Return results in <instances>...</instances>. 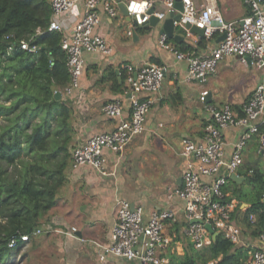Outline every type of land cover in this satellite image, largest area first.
Segmentation results:
<instances>
[{
  "label": "crops",
  "instance_id": "1",
  "mask_svg": "<svg viewBox=\"0 0 264 264\" xmlns=\"http://www.w3.org/2000/svg\"><path fill=\"white\" fill-rule=\"evenodd\" d=\"M217 4L227 21H237L248 13L242 0H217ZM76 7L74 16L78 19L83 12V1L80 0ZM116 7L118 9V4ZM163 9L162 2L154 4V10ZM97 12L100 23L95 32L109 42L112 53L105 57L98 53L83 54L84 71L79 79V88L70 97L75 130L70 158L71 150L89 136L114 129L116 120L104 115L101 110L104 104L118 99L122 105V117L129 116L130 100L125 92L127 87L122 65L152 62L165 66L166 74L160 93L145 115L144 130L129 142L124 154L119 157L107 148L102 151L110 175L102 176L88 166L71 170L70 159L65 171V183L56 195L55 206L40 219L38 228L41 233L29 237L28 242L13 251L8 264H17L14 259L18 256L21 258L19 264H137V261L114 255H107L100 261L93 246L89 242L82 244L77 238L108 243L114 208L119 199L142 206L144 219L161 210L173 212V218L164 221L163 233L170 241L160 255L167 259L168 264L179 263L191 247L195 249L183 233L186 226L183 201L175 195L166 198L170 191L182 185L181 140L184 137L196 141L201 138L210 116L207 110L209 106L222 108L228 105L241 116L242 104L254 87L259 83L264 84V69L243 65L236 56L223 58L205 84L186 83V62L177 60L172 51L158 44L163 20L155 26L135 27L136 35L128 37L125 31L130 20L119 9L116 17L108 16L101 6H98ZM68 17L70 14L63 17V22L71 20ZM185 33L184 28L177 26L174 34L178 39L166 35V42L175 49L183 43L191 48L192 53L200 54L218 41L216 38L206 40L205 46L195 51L202 36L193 33L191 38H187ZM119 84H122L121 90L117 87ZM202 89L209 92L205 103L199 100ZM260 126L264 127V123ZM241 134L242 128L237 126L222 131L227 157ZM241 155L242 165L236 173L240 180L229 179L223 192L226 201L236 206L232 222L240 229L242 243L230 247L229 253L237 252L240 260L245 258V261L249 253L260 246L258 237L261 231H257L256 225H246L243 221L254 193L253 186L246 182L247 169L257 166L264 172V151H259L257 136L247 140ZM242 188L251 192L243 193ZM236 196L244 200L239 202ZM70 227L77 229L76 236L63 233L69 231ZM213 234L210 232V239ZM220 259L218 257L211 262L219 264Z\"/></svg>",
  "mask_w": 264,
  "mask_h": 264
},
{
  "label": "built area",
  "instance_id": "2",
  "mask_svg": "<svg viewBox=\"0 0 264 264\" xmlns=\"http://www.w3.org/2000/svg\"><path fill=\"white\" fill-rule=\"evenodd\" d=\"M79 1L50 0L52 13L47 28L48 31L61 33L60 47L66 54V69L69 74V81L61 96L69 98L79 88V79L84 71L83 54L98 53L105 57L112 53L109 42L95 32L100 23L98 6L110 17L119 14L117 0H82L83 12L77 19L74 12ZM157 2H162L165 9L154 10ZM180 2V19L173 24L184 28L187 38H191L193 33L185 28L186 24L201 29L202 37L206 40L218 39L223 35L215 46L208 47L200 54L179 51L166 42L165 34L159 35L158 44L163 49L172 51L177 60L186 62V83L205 84L216 71L219 62L230 56H236L243 65L264 69V0H242L248 13L237 21L224 19L217 0ZM124 3L130 20L125 34L130 37L135 27L147 23L152 16L158 21L164 20L173 11L174 0H126ZM151 8L153 12H149ZM68 14L71 20L63 22V17ZM20 47L27 49L28 45L21 42ZM122 69L125 71V92L129 94L130 100L129 116L122 117V105L118 99L104 104L101 110L108 119L116 120L115 127L109 132L91 135L76 145L71 150V170L88 166L102 176L110 175L102 151L107 148L121 157L129 142L144 130L145 115L160 93L166 67L145 62L139 65L124 64ZM208 94L206 89L200 90V102L205 103ZM241 109L242 115L239 116L228 105L222 108L209 106L207 110L210 116L203 127L201 138L196 141L184 137L181 140L182 185L170 191L166 198L175 195L183 201L186 221L183 233L197 250L211 242L208 226L212 233L220 234L231 244H242L240 229L232 222L236 206L233 202L226 201L223 187L242 165L241 151L251 136L258 137L259 151H264V130H259V126L264 123L263 83L254 87ZM230 126L242 128V134L227 157L222 131ZM262 197L264 198V193ZM170 218H173V212L161 210L144 219L142 206L119 199L115 204L108 243L77 238L82 244L89 242L100 261L107 255H114L128 261H137V264H168L160 251L170 241L163 233L164 221ZM253 218L252 215L249 216L251 223L254 222ZM40 233L41 230L37 229L32 236ZM63 233L74 237L77 229L70 227L69 231ZM258 238L260 246L255 247L241 264H264V230ZM20 240L28 242L29 236L21 235ZM16 242L11 239L9 247H14ZM209 264L213 262L210 261Z\"/></svg>",
  "mask_w": 264,
  "mask_h": 264
},
{
  "label": "trees",
  "instance_id": "3",
  "mask_svg": "<svg viewBox=\"0 0 264 264\" xmlns=\"http://www.w3.org/2000/svg\"><path fill=\"white\" fill-rule=\"evenodd\" d=\"M51 13L50 0H0V264H8L13 251L24 244L20 236L31 238L40 219L55 206L71 159L74 110L69 97L55 98L67 85L69 74L61 33L47 30ZM21 42L28 48L22 49ZM205 42L200 37L195 51ZM177 46L179 51L191 52L183 43ZM117 87L121 90L122 84ZM247 171L246 182L254 193L243 221L260 232L264 230V172L257 166ZM213 235L201 250L190 246L177 264H208L218 257L219 264H241L245 258L229 253L233 244ZM11 239L17 241L14 247L8 245Z\"/></svg>",
  "mask_w": 264,
  "mask_h": 264
},
{
  "label": "water",
  "instance_id": "4",
  "mask_svg": "<svg viewBox=\"0 0 264 264\" xmlns=\"http://www.w3.org/2000/svg\"><path fill=\"white\" fill-rule=\"evenodd\" d=\"M118 4V9L119 11L129 20V17L127 16L126 8H125V3L123 0H117ZM182 11V5L180 0H174V5H173V11L168 14V16L163 20L162 24V29L160 30L161 34H165L170 38H173L174 40L178 39V36L174 34L175 26H174V21H178L180 19ZM149 12H153V8L149 10ZM159 21L155 17H151L149 21L142 26H155ZM185 28L188 29L190 32L197 34L199 36H202V30L197 28L194 25L186 24ZM136 35L135 31H133V36ZM223 38V35H221L218 40H221ZM61 93L56 92L55 93V98H60ZM231 180L239 181L240 178L237 176V174H232L230 176ZM210 231L212 232L211 228L208 226Z\"/></svg>",
  "mask_w": 264,
  "mask_h": 264
},
{
  "label": "rangeland",
  "instance_id": "5",
  "mask_svg": "<svg viewBox=\"0 0 264 264\" xmlns=\"http://www.w3.org/2000/svg\"><path fill=\"white\" fill-rule=\"evenodd\" d=\"M242 192L243 193H247V194H249L251 191L250 190H248V189H243L242 188ZM14 261L17 263V264H19V261H21V258L18 256V257H16L15 259H14ZM197 264H203V263H200V262H198Z\"/></svg>",
  "mask_w": 264,
  "mask_h": 264
}]
</instances>
